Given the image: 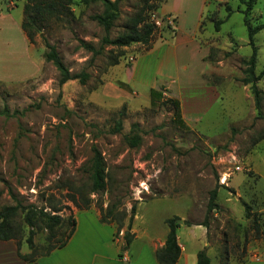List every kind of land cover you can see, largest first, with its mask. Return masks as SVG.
<instances>
[{
  "label": "rangeland",
  "instance_id": "obj_1",
  "mask_svg": "<svg viewBox=\"0 0 264 264\" xmlns=\"http://www.w3.org/2000/svg\"><path fill=\"white\" fill-rule=\"evenodd\" d=\"M244 1L207 0L204 7L199 37L208 48L206 79L215 86L219 99L208 113L212 121L196 129L178 120L166 95L139 108L118 104L115 99L102 104L99 88L103 82L122 77L116 65H109L118 50L102 46L105 33L91 19L101 13L100 5L74 1L68 5L71 15L66 11L58 18L43 15L37 22L40 31L26 44L8 22L0 27V210L15 205L24 208L14 217L18 256L38 257L59 245L70 230L68 216L74 218L79 211L92 210L100 216L113 210L110 223L121 226L114 238L122 247L132 205L136 225L151 232L162 229L164 218L180 219L177 226L197 225L207 216L209 192L217 187L218 209L207 219L211 264L245 262L248 246L259 240L256 234L260 236L264 227V182L256 180L245 163L257 150L253 165L264 171V74L260 75L264 28L252 37L257 48L254 74L259 76L255 82L260 99L257 111L250 84L242 82L252 51L244 19L252 28L264 25V0H256L247 15ZM141 2L121 0L120 18L110 38ZM25 4L26 0H0V13L15 18ZM154 12L165 16L159 8ZM217 20L223 22L216 32ZM44 41L55 47L71 73L88 75L84 84L78 80L58 84V71L43 59ZM130 46L121 49L119 64L133 51ZM122 106L121 130L113 132ZM217 109L222 110L219 121L213 120ZM133 124L138 125L135 133L141 143L129 148L123 136ZM93 148L105 166L106 187L97 194L89 192L87 173ZM235 166L240 171H234ZM224 177H228L226 185L221 183ZM72 198L81 207L87 200L88 208L79 209ZM240 200L250 206L249 219L244 217ZM29 208L58 214L63 220L50 241L42 226L33 228L32 248L26 242L30 229L24 221Z\"/></svg>",
  "mask_w": 264,
  "mask_h": 264
},
{
  "label": "crops",
  "instance_id": "obj_2",
  "mask_svg": "<svg viewBox=\"0 0 264 264\" xmlns=\"http://www.w3.org/2000/svg\"><path fill=\"white\" fill-rule=\"evenodd\" d=\"M206 3L207 0H163L159 14L171 15L175 20L174 27L158 28L149 47L138 44L129 47L133 51L123 63L116 65L122 78L106 80L99 88L102 104L105 100L115 99L129 108L132 105L144 107L150 103V90H154L161 97L166 95L179 103L180 119L190 129L211 122L208 113L217 104L219 94L206 79L208 48L199 37ZM10 14L0 13V27L8 22L26 44L27 37L21 29L22 8L21 12H16L17 17L12 18ZM221 113L222 110L217 109L213 120H221ZM256 152L254 150L246 157L245 163L254 178L264 182V171L253 165L252 155ZM165 219L162 229L151 232L138 227L137 214L134 215L128 230L131 241L122 249L114 238L117 228L113 223H102L99 214L92 210L79 211L74 214V230L63 246L36 258L34 263H27L18 256L14 240L0 241V264H157L154 253L164 246ZM176 237L180 255L175 264H196V254L203 248L209 254L207 228L200 223L178 225ZM247 254L248 260L242 264H264V227L259 240L248 246ZM123 256L127 262L122 260Z\"/></svg>",
  "mask_w": 264,
  "mask_h": 264
},
{
  "label": "trees",
  "instance_id": "obj_3",
  "mask_svg": "<svg viewBox=\"0 0 264 264\" xmlns=\"http://www.w3.org/2000/svg\"><path fill=\"white\" fill-rule=\"evenodd\" d=\"M74 1H78L83 5H100L102 7V11L99 14H95L91 16V19L100 26L105 35L102 38L101 44L111 46L113 49L118 50L113 56H111L109 60V65L114 66L119 63V57L123 55L121 49L127 48L132 44H139L141 46L149 47L151 40L157 30L154 24L150 22L149 17L150 14L156 11L159 8V5L163 2V0H142L141 6L134 11L131 15L127 16L121 29L113 38H110V32L115 27V22L120 18V2L121 0H26V4L24 5L23 14L24 19L21 22V29L25 33L29 42L33 40V34L38 33L40 31L39 26L37 25L42 16L51 17L54 16L58 18V15L63 14L66 11L67 14L71 15V12L68 10V5L72 4ZM256 0H245V15L250 12ZM228 15L230 12V8L227 6ZM32 15V16H31ZM227 15V16H228ZM223 20H217L214 22L215 31H219L220 25ZM244 23L248 30L249 44L251 45V55L247 60V68L245 69L246 77L242 79V82L245 84H250V91L253 95L254 106L257 111H259L260 99H259V91L256 87L255 82L259 79V76H255L254 74V65L256 60L257 48L253 45L252 37L258 32L260 29L264 28V25L257 27H250L247 22V18L245 17ZM45 42V46L47 51L43 53V59L47 62H51L55 69L58 71L59 79L58 84L62 85L70 80H78L81 84H84L88 75L84 72H80L78 74L71 73L69 69L63 64L61 58L55 50V47ZM88 50H92V46L89 44L82 43ZM264 74V70L260 75ZM161 98V94L157 91L150 90V103L153 104L159 101ZM168 101L174 106V114L177 115L178 120L180 119V108L179 103L176 100L168 99ZM125 112V106H122L119 112V118L116 121L113 132H119L121 130V120ZM183 123V122H182ZM135 130H139L137 124H133L131 126L129 134L123 136V140L129 148L138 147L141 143V136L138 133H135ZM88 168V177L90 182V193L97 194L99 192H103L106 187L105 181V166L101 154L95 148H93V155L89 162ZM217 196V187L212 189L209 192V198L206 205V217L200 225L204 227H208L207 219L208 215L216 211L218 209V205L215 202ZM71 201L79 208L86 209L88 208L89 202H86L81 207L79 202L76 199L72 198ZM240 203L244 209V217L249 219L251 217L250 206L240 200ZM24 208L19 205L4 207L0 210V241L7 240H16L18 235V230L14 224V217L17 214V211ZM135 212V206H131L130 215L127 223V228L124 233V241L125 246L122 249H125L127 245L131 241V235L128 230L130 228V224ZM113 210L108 209L105 210L100 215V221L102 223H110L113 221ZM24 221L26 225L29 227V235L26 238V242L30 248H32V236H33V228L42 226L43 229L46 230V240L50 241L55 237L56 231L59 227L62 226L63 220L62 217L58 214H50L44 211L43 209H32L29 208L24 214ZM252 223L256 226L257 223L254 219H252ZM67 224L70 226V230L65 238L59 243L57 246L50 247L45 253L39 255L45 256L51 253L53 250L63 246L75 227L74 218H67ZM165 224L167 227V234L164 241V246L157 250L154 253L157 264H175L180 255V247L177 242L176 237V229L177 224L175 223L174 218L165 219ZM187 224V223H185ZM121 226H116L117 231ZM257 228V227H256ZM262 234V232H261ZM260 234V236H261ZM258 234H256L257 238H260ZM17 241V240H16ZM19 257L26 261L27 263H34L35 259L38 257H33L31 254L21 255ZM196 264H211V260L206 254V249L203 248L199 250L196 254ZM226 264V262H225Z\"/></svg>",
  "mask_w": 264,
  "mask_h": 264
},
{
  "label": "built area",
  "instance_id": "obj_4",
  "mask_svg": "<svg viewBox=\"0 0 264 264\" xmlns=\"http://www.w3.org/2000/svg\"><path fill=\"white\" fill-rule=\"evenodd\" d=\"M149 20H150V22H152L154 24L155 28H157V29L160 27L161 23H164L162 25H165L167 29H172L174 27V25H175V20H174V18L171 15H165V16L160 18L155 12H152L150 14ZM240 169L241 168L239 166H235L233 168L234 171H240ZM227 178L228 177H224L221 180V183L223 185H226L225 180H227ZM122 260L124 262L128 261V259L125 256L122 257Z\"/></svg>",
  "mask_w": 264,
  "mask_h": 264
},
{
  "label": "water",
  "instance_id": "obj_5",
  "mask_svg": "<svg viewBox=\"0 0 264 264\" xmlns=\"http://www.w3.org/2000/svg\"><path fill=\"white\" fill-rule=\"evenodd\" d=\"M180 222H181L180 219H176V220H175V223H180Z\"/></svg>",
  "mask_w": 264,
  "mask_h": 264
}]
</instances>
